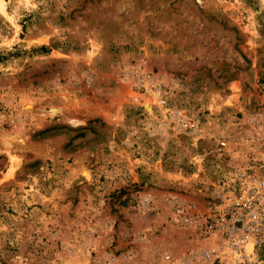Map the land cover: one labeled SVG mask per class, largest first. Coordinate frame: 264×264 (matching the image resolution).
Masks as SVG:
<instances>
[{"label":"rangeland","instance_id":"rangeland-1","mask_svg":"<svg viewBox=\"0 0 264 264\" xmlns=\"http://www.w3.org/2000/svg\"><path fill=\"white\" fill-rule=\"evenodd\" d=\"M1 56L0 264H207L169 201L264 183V0H0Z\"/></svg>","mask_w":264,"mask_h":264},{"label":"built area","instance_id":"built-area-1","mask_svg":"<svg viewBox=\"0 0 264 264\" xmlns=\"http://www.w3.org/2000/svg\"><path fill=\"white\" fill-rule=\"evenodd\" d=\"M234 184L235 187L219 191L205 211L193 212L176 199L169 201V211L178 225L192 229L196 243L192 255L200 263H233L241 260L247 244L259 245L264 241V183ZM142 206L151 208L153 199L144 197ZM163 260L169 261L170 255L165 254Z\"/></svg>","mask_w":264,"mask_h":264},{"label":"trees","instance_id":"trees-1","mask_svg":"<svg viewBox=\"0 0 264 264\" xmlns=\"http://www.w3.org/2000/svg\"><path fill=\"white\" fill-rule=\"evenodd\" d=\"M43 48H44V47H41L40 50H43ZM1 59H4V56H1V57H0V60H1Z\"/></svg>","mask_w":264,"mask_h":264}]
</instances>
